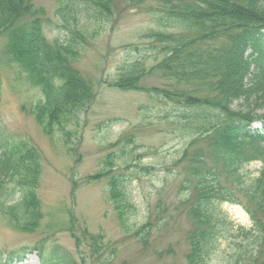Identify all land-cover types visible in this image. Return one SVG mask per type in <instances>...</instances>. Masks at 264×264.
I'll list each match as a JSON object with an SVG mask.
<instances>
[{"label":"rangeland","instance_id":"rangeland-1","mask_svg":"<svg viewBox=\"0 0 264 264\" xmlns=\"http://www.w3.org/2000/svg\"><path fill=\"white\" fill-rule=\"evenodd\" d=\"M30 1L52 46L64 42L78 46L80 59L74 66L94 93L78 121L47 131L37 109V102L45 103L43 84L22 62L13 60L10 30L0 34V141L27 142L37 148L42 168L34 231L14 224L11 207L0 209V264H9L10 252L25 246L47 253L57 248L78 262L85 258L87 264H191L188 236L193 227L187 199L191 201L192 195L182 188L187 164L182 158L186 150L192 154L207 150V144L194 142L195 130L178 120L175 105L155 93L112 85L126 64L152 65L154 55L144 47L151 44L149 34L180 28L163 25L165 13L152 0H112L106 13L88 0ZM257 60L264 68V56ZM252 71L259 83L231 105L236 111L263 115L264 75L256 66ZM162 82L153 73L140 85L153 88ZM195 125L205 127L200 121L191 126ZM123 146L113 167H105L108 153ZM129 164L156 171L133 181L129 206L120 211L103 173L124 170ZM262 167L261 160L249 163L245 178L256 177ZM220 182L223 191L232 189L247 201L239 191L242 181L225 174ZM213 214L212 245L197 264H257L255 259L262 255H256L254 222L244 205L226 200ZM261 216L264 222V213ZM95 239L102 240L95 244ZM38 250L11 264H41Z\"/></svg>","mask_w":264,"mask_h":264},{"label":"trees","instance_id":"trees-1","mask_svg":"<svg viewBox=\"0 0 264 264\" xmlns=\"http://www.w3.org/2000/svg\"><path fill=\"white\" fill-rule=\"evenodd\" d=\"M88 1L101 13L109 11L115 3ZM152 1L157 4L153 6L165 13L163 25L180 31L149 34L151 44L144 47L154 55L152 65L130 62L121 68L112 85L124 90H144L150 95L155 93L154 96L175 105L178 120L195 130L194 142L205 140L207 144V150L200 149L194 154L186 150L182 158L187 162L182 188L188 196L192 195L191 201L187 199V216L193 227L188 236L190 263L197 264L209 250L215 206L228 200L243 204L251 214L256 255H262L255 260L257 264H264L261 216L264 213V114L236 111L231 105L241 95L248 94L249 86L259 83L251 74L253 66L264 75V68L257 60L264 56V0ZM33 6L30 0H0V34L10 30L12 40L8 49L13 53V60L22 62L43 84L45 103L37 102V109L48 131L69 121H78L80 113L87 110L94 90L74 66L80 59L78 46L67 42L52 46L42 24L34 18ZM136 50L140 49L136 47ZM153 73L160 75L161 85L153 88L140 85ZM57 80L63 83L59 85ZM199 121L205 127L191 126ZM124 149L125 146L108 153L105 167H113L118 153ZM255 160H261L263 167L256 177L246 179L244 168ZM154 171L156 168L152 166L129 164L118 172H102L109 177L110 198L120 211L129 206V188L133 181ZM225 174L242 181L243 188L239 191L243 192L246 202L232 189L223 191L220 181ZM41 176L37 148L27 142L0 141V209L3 212L11 207L14 224L19 229L34 231L38 227ZM99 240L102 239H95L94 243ZM34 250L38 248L25 246L11 251L9 264L26 260ZM38 254L41 264H87L85 258L78 262L57 248L47 253L40 247Z\"/></svg>","mask_w":264,"mask_h":264}]
</instances>
